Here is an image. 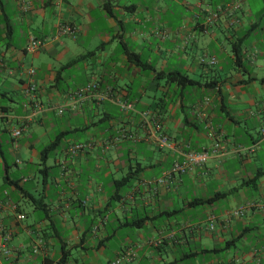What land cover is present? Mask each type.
I'll return each mask as SVG.
<instances>
[{"label":"crops","instance_id":"obj_1","mask_svg":"<svg viewBox=\"0 0 264 264\" xmlns=\"http://www.w3.org/2000/svg\"><path fill=\"white\" fill-rule=\"evenodd\" d=\"M29 1L24 10L0 0V108L9 114L0 117V264H112L127 250L135 257L123 264H264V210L231 214L264 200V51L245 44L257 28L246 0ZM220 8L207 25L205 17ZM232 17L240 21L235 27ZM61 22L76 33L55 37ZM220 31L232 40L231 52ZM32 37L45 45L28 51ZM236 42H243L246 67L233 65ZM205 54L218 63L200 64ZM174 70L200 83L158 75ZM31 81L36 96L26 92ZM94 81L98 87L76 94ZM142 111L153 114L151 122ZM19 126L16 148L11 132ZM123 129L127 137L114 140ZM59 134L41 170L42 152ZM163 134L172 147L160 146ZM79 141L91 145L73 156L69 145ZM215 142L224 155L212 154L167 185L141 184L171 169L180 158L174 146L203 150ZM130 170L137 172L119 187ZM217 193L226 195L196 203ZM5 235L9 255L1 250Z\"/></svg>","mask_w":264,"mask_h":264},{"label":"built area","instance_id":"obj_2","mask_svg":"<svg viewBox=\"0 0 264 264\" xmlns=\"http://www.w3.org/2000/svg\"><path fill=\"white\" fill-rule=\"evenodd\" d=\"M20 6L24 10L30 9V1L29 0H16ZM239 5H235L234 8H238ZM221 9V8H220ZM220 9L212 11L208 17L206 18V24L211 25L215 23L219 19V12ZM77 31V28L70 24V23H65L61 22L57 26L56 34L55 37H59L61 35H74ZM46 43V40L43 38H37V37H32L28 44H27V50L28 51H37L41 49ZM199 63L206 66V67H214L218 63V58L215 55H203L199 58ZM35 73V68L30 69V74ZM98 87V83L96 81L90 82L88 85H86L85 88L82 90H79L76 92L78 95H83L86 94L88 91H90L92 88ZM38 91V85L36 82L31 81L29 84L26 92L31 95V96H36ZM36 105L39 106V103L36 102ZM121 107L126 110H135V105L132 102H121L120 103ZM60 113L63 112V109L59 110ZM9 116L8 112H6L3 108H0V117H7ZM141 116L145 121L151 122V118L153 114H151L150 111H142ZM154 118V117H153ZM159 127V125H157ZM23 129L22 127H14L11 135L13 138V144L17 148L18 147V139L22 135ZM262 135L264 136V130L262 131ZM122 137H127V132L126 130H121L119 134L114 138V140H119ZM160 146L163 147H172V143L170 142V138L168 135L163 134L160 136L159 139ZM171 143V144H170ZM91 144L85 141H79V142H74L69 145V152L73 155L76 156L80 152L86 150L88 146ZM176 151L179 152L180 158H176L172 164V167L170 170L164 172L163 175L159 177H153V178H145L141 181V184L144 185L145 187H158L160 185H167L169 184L174 177L178 175H182L185 173H188L192 171L196 166L202 165L207 160L210 158L212 154H219V155H224L226 153V149H224L221 146L220 142H215L213 144L212 148H205L203 150H184L182 148H179L178 146H174ZM18 162L20 159L17 160ZM257 206L261 210H264V200H258V201H253L248 203V205L236 208L231 212L233 216L239 217L242 216L246 213L247 209L250 207ZM18 219H24L25 215L24 214H18L17 216ZM209 224L208 228L210 230H214L216 228V219L217 216L212 213L209 215ZM9 235H5L3 237L4 241L1 243V250L3 254L9 255L11 253V248L9 247ZM39 250V245L36 244L34 246V251L38 252ZM135 257V252L133 250H127L126 252L122 253L120 256H118L116 259L113 260L112 264H123V263H130Z\"/></svg>","mask_w":264,"mask_h":264},{"label":"trees","instance_id":"obj_3","mask_svg":"<svg viewBox=\"0 0 264 264\" xmlns=\"http://www.w3.org/2000/svg\"><path fill=\"white\" fill-rule=\"evenodd\" d=\"M263 18H264V12H263ZM66 23V22H65ZM259 23H256V26L258 27ZM243 42H236L234 43V52H235V58L233 61V65L238 68V67H246V62H245V53L243 52ZM128 56L131 60L136 61L138 63H142V60L140 59V55L136 52H132L128 50ZM159 76L166 78L167 80L177 83L179 85H195L197 83H200L199 80H196L194 78H191L187 73L185 72H181L179 70H174L171 72H160L158 74ZM60 137L61 134H59V136L57 138H55L53 140L52 143H50L45 150H43V161L41 162L44 166L46 165V160L48 158V154L54 150L58 144H60ZM45 168H47V166L41 168V170H44ZM136 170H130L123 178L119 179L116 181V183L118 184L119 187H124L126 186L129 181L132 180V178L134 177V175L136 174ZM226 195V193H217L216 195H214L211 198L208 199H199L196 200V203H204V202H214L218 199H220L221 197H224ZM145 219H141L139 220V225H141L143 223ZM67 255V250L64 249V257ZM66 258H63L62 260H60L57 264H64Z\"/></svg>","mask_w":264,"mask_h":264},{"label":"rangeland","instance_id":"obj_4","mask_svg":"<svg viewBox=\"0 0 264 264\" xmlns=\"http://www.w3.org/2000/svg\"><path fill=\"white\" fill-rule=\"evenodd\" d=\"M245 3H246L245 4L246 5V8L249 9L250 12H251V16H248V19H252V21H256V22L259 23L258 27L251 33V35L246 37L245 44L246 45L249 44V43H252L253 44L255 42L264 51V18H263L264 0H246ZM236 9L237 8H234V10H231L229 12V14L231 16H232V14H235V10ZM222 10L223 9H220V11H222ZM213 11H215V10H213ZM219 16H220V14H219ZM205 18H207V17H205ZM232 18H233L232 21H234V23H232V21H231V25H232V27H235V25L238 24V23H240V21L237 18H234V17H232ZM246 30H247V26L244 27V29L241 31L240 35L241 36L244 35V33L246 32ZM220 34H221V41L224 42L225 46L228 47L229 52H231L232 51V48H233L232 40L231 41L227 40L226 37H225V35L222 32ZM221 53H222V51H218L217 52L218 55H222ZM223 56H224V54H223ZM262 60H263L262 58L259 59V64L262 62ZM246 65H248L247 62H246ZM229 72L230 73L231 72L234 73V70L232 71L230 69ZM228 75L230 76L231 74H228ZM257 86H261V84L258 83ZM260 92L261 93L258 94V97H261V96L264 95V90L263 89L262 90L260 89ZM263 166H264V163H263Z\"/></svg>","mask_w":264,"mask_h":264}]
</instances>
